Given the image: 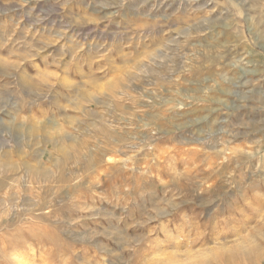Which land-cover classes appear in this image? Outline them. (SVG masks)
<instances>
[{
	"label": "rangeland",
	"instance_id": "obj_1",
	"mask_svg": "<svg viewBox=\"0 0 264 264\" xmlns=\"http://www.w3.org/2000/svg\"><path fill=\"white\" fill-rule=\"evenodd\" d=\"M18 217L69 264H264V0H0Z\"/></svg>",
	"mask_w": 264,
	"mask_h": 264
},
{
	"label": "bare ground",
	"instance_id": "obj_2",
	"mask_svg": "<svg viewBox=\"0 0 264 264\" xmlns=\"http://www.w3.org/2000/svg\"><path fill=\"white\" fill-rule=\"evenodd\" d=\"M38 219L31 217L23 223L18 217L0 223V264H52L57 250L63 251L62 261L69 264V252L74 253L75 248L69 244L61 246L56 243L58 236L39 234L55 231L47 226H39ZM52 243V248L46 247Z\"/></svg>",
	"mask_w": 264,
	"mask_h": 264
}]
</instances>
